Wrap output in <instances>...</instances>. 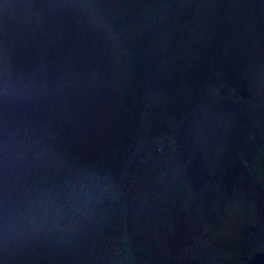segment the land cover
<instances>
[{
	"label": "rangeland",
	"instance_id": "rangeland-1",
	"mask_svg": "<svg viewBox=\"0 0 264 264\" xmlns=\"http://www.w3.org/2000/svg\"><path fill=\"white\" fill-rule=\"evenodd\" d=\"M140 1L0 0V264L264 250V0Z\"/></svg>",
	"mask_w": 264,
	"mask_h": 264
},
{
	"label": "trees",
	"instance_id": "trees-1",
	"mask_svg": "<svg viewBox=\"0 0 264 264\" xmlns=\"http://www.w3.org/2000/svg\"><path fill=\"white\" fill-rule=\"evenodd\" d=\"M104 0H102V2H103ZM115 4H119L117 1L118 0H112ZM138 2H139V7H141L140 5L142 4L141 3V1L140 0H137ZM120 5V4H119ZM121 6H127V5H121ZM142 7H146V8H149V6H147V4L146 5H142ZM132 8V7H131ZM111 10V9H110ZM133 10V9H132ZM131 10V11H132ZM130 11V10H129ZM128 11V12H129ZM128 12H126L125 14H127ZM125 14H121L120 13V15H123V17H124V15ZM110 26V25H109ZM110 28H112V27H110ZM172 43V42H171ZM34 54H36L35 52H34ZM17 55V54H16ZM27 57V56H26ZM26 57H24V63L26 62L27 63V61H25L26 60ZM19 58H22V55H20V57ZM22 60V59H21ZM32 66V65H31ZM33 67V66H32ZM30 122V121H29ZM173 138L171 137L170 138V140H172ZM170 140H169V142H170ZM164 144V143H163ZM148 160V159H147ZM150 163V162H149ZM248 165V164H247ZM231 175V174H230ZM253 187H256V186H253ZM252 187V188H253ZM262 194V193H261ZM253 197H254V199L256 200V202L258 203V206H259V214L262 216V215H264V212H263V214H262V212H261V205H264L263 203V201H264V198L262 197V195H261V197L259 196L257 199L255 198V195H252ZM263 199V200H262ZM263 211H264V209H263ZM250 227H252V228H261V230H262V233H261V237H260V240H261V242H262V234H263V232H264V225L263 224H248L247 226H245L244 228H243V233H244V236H245V241H243V243H242V245H243V248H244V258L246 257V258H248L249 257V255H250V252H251V249H252V247H250V248H248L247 247V245H246V243H247V236H246V233H245V229H247V228H250ZM261 242H260V244H261ZM254 246H258V245H254ZM258 251H261V250H258Z\"/></svg>",
	"mask_w": 264,
	"mask_h": 264
},
{
	"label": "built area",
	"instance_id": "built-area-1",
	"mask_svg": "<svg viewBox=\"0 0 264 264\" xmlns=\"http://www.w3.org/2000/svg\"><path fill=\"white\" fill-rule=\"evenodd\" d=\"M245 233H246V236H247V247L250 248L254 245H259L261 240H260V237H261V233H262V230L261 228H247L245 229Z\"/></svg>",
	"mask_w": 264,
	"mask_h": 264
},
{
	"label": "water",
	"instance_id": "water-1",
	"mask_svg": "<svg viewBox=\"0 0 264 264\" xmlns=\"http://www.w3.org/2000/svg\"><path fill=\"white\" fill-rule=\"evenodd\" d=\"M247 264H264V250L258 251L247 262Z\"/></svg>",
	"mask_w": 264,
	"mask_h": 264
}]
</instances>
